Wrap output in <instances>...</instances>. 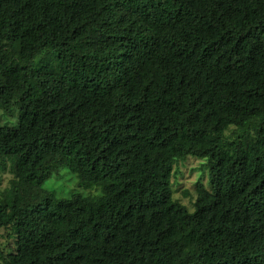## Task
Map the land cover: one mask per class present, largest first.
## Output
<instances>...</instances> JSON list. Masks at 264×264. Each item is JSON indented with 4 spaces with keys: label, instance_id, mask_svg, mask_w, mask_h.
I'll use <instances>...</instances> for the list:
<instances>
[{
    "label": "trees",
    "instance_id": "16d2710c",
    "mask_svg": "<svg viewBox=\"0 0 264 264\" xmlns=\"http://www.w3.org/2000/svg\"><path fill=\"white\" fill-rule=\"evenodd\" d=\"M14 107L0 264H264V0H0ZM60 166L101 193L56 196Z\"/></svg>",
    "mask_w": 264,
    "mask_h": 264
},
{
    "label": "rangeland",
    "instance_id": "374dc122",
    "mask_svg": "<svg viewBox=\"0 0 264 264\" xmlns=\"http://www.w3.org/2000/svg\"><path fill=\"white\" fill-rule=\"evenodd\" d=\"M18 111L14 107L12 112L0 110L1 125H17ZM10 175L3 173L0 181V190L9 183ZM199 182L204 183L208 188L209 170L206 159L189 156L179 160L174 168L173 191L174 197L185 204L190 211L194 210V201L197 196L196 188ZM49 184V187H45ZM44 187L58 197H69L72 194L98 195L101 193L96 187L84 188L79 184L77 176L67 166H60L53 173L52 177L44 184Z\"/></svg>",
    "mask_w": 264,
    "mask_h": 264
},
{
    "label": "clouds",
    "instance_id": "9594fccd",
    "mask_svg": "<svg viewBox=\"0 0 264 264\" xmlns=\"http://www.w3.org/2000/svg\"><path fill=\"white\" fill-rule=\"evenodd\" d=\"M49 186H50L49 184H46V185H45V187H49ZM97 194L99 195L100 193H97Z\"/></svg>",
    "mask_w": 264,
    "mask_h": 264
}]
</instances>
